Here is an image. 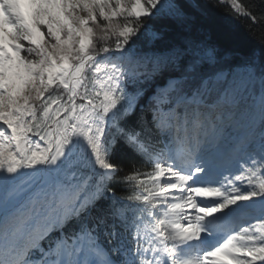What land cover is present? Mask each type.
<instances>
[{
  "label": "snow or ice",
  "instance_id": "1",
  "mask_svg": "<svg viewBox=\"0 0 264 264\" xmlns=\"http://www.w3.org/2000/svg\"><path fill=\"white\" fill-rule=\"evenodd\" d=\"M213 7L264 23L251 0ZM158 15L194 19L179 0H0V264H264V63L229 79L203 71L205 40L141 52Z\"/></svg>",
  "mask_w": 264,
  "mask_h": 264
},
{
  "label": "trees",
  "instance_id": "2",
  "mask_svg": "<svg viewBox=\"0 0 264 264\" xmlns=\"http://www.w3.org/2000/svg\"><path fill=\"white\" fill-rule=\"evenodd\" d=\"M215 2L216 0H179V3L194 16L191 28L180 29L174 22L159 15L150 19L146 18L145 23L148 28L159 31L161 39L150 41L142 29L141 34L133 38L134 46L143 52L150 53L163 50L174 43H180L184 38L205 40L217 46L220 54L217 63L214 66L205 67L203 71L212 73L222 70L228 74L229 79L238 66L243 65L253 56L264 63V23L253 25L250 20H235L225 11V8L213 7ZM251 3L256 5L254 11L258 14L264 12V0H251ZM168 75H174V73L166 72L164 76L157 78V82L162 83L164 77ZM234 121L240 124L246 122L239 111L235 112ZM222 126L228 132H232V127ZM121 148L122 145L117 146L114 162H123L126 165L128 157L121 154ZM117 191L118 194H123L120 189ZM101 239L104 238L101 237Z\"/></svg>",
  "mask_w": 264,
  "mask_h": 264
},
{
  "label": "rangeland",
  "instance_id": "3",
  "mask_svg": "<svg viewBox=\"0 0 264 264\" xmlns=\"http://www.w3.org/2000/svg\"><path fill=\"white\" fill-rule=\"evenodd\" d=\"M224 72H225V71H224ZM225 73H226V72H225ZM151 91H152V89L149 88V89H148V92H147L146 95H145V97L142 98V99L140 100L141 103H145V101H146V99H147V95H150V94H151ZM223 115H224V116H223V119H224L223 123L227 124L228 126L232 125V124L235 122L234 119L231 118L230 110L225 109ZM232 128H233V127H232ZM233 129H234V128H233Z\"/></svg>",
  "mask_w": 264,
  "mask_h": 264
},
{
  "label": "bare ground",
  "instance_id": "4",
  "mask_svg": "<svg viewBox=\"0 0 264 264\" xmlns=\"http://www.w3.org/2000/svg\"><path fill=\"white\" fill-rule=\"evenodd\" d=\"M223 113H224V111H222V118H223V116H224Z\"/></svg>",
  "mask_w": 264,
  "mask_h": 264
}]
</instances>
